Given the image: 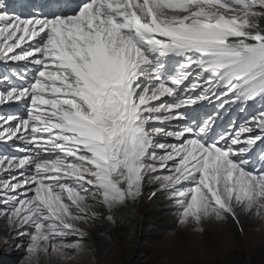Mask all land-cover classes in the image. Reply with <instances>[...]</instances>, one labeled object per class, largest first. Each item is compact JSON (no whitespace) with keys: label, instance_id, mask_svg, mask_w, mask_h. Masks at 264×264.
Returning <instances> with one entry per match:
<instances>
[{"label":"snow or ice","instance_id":"1","mask_svg":"<svg viewBox=\"0 0 264 264\" xmlns=\"http://www.w3.org/2000/svg\"><path fill=\"white\" fill-rule=\"evenodd\" d=\"M50 4L22 18L0 0V62H25L0 75V106L26 109L0 114V142L19 153L0 154V218L27 259L78 254L84 226L101 210L114 222L146 181L192 233L264 221V164L245 159L264 143V110L218 138L214 114L181 111L264 104V0Z\"/></svg>","mask_w":264,"mask_h":264},{"label":"rangeland","instance_id":"2","mask_svg":"<svg viewBox=\"0 0 264 264\" xmlns=\"http://www.w3.org/2000/svg\"><path fill=\"white\" fill-rule=\"evenodd\" d=\"M4 153H15V149L0 142V154ZM148 187L150 193L158 191L157 185L146 181L135 203L112 213L114 222L105 218L109 214L107 210H101L100 219L84 226L88 236L82 247L88 256L87 264H264V221L241 213L239 239L234 235L230 218L222 223H205L202 233H192L177 223L172 203L158 218L149 217L155 200L149 199L150 193L145 194ZM161 197L164 203L169 202L165 193L162 192ZM163 220L174 226L171 231L168 228L162 231ZM104 223L108 224L105 231ZM98 236L106 237L102 247L95 245ZM6 237L9 243L6 250L0 251V264H20L18 245L21 240L0 218V244H5Z\"/></svg>","mask_w":264,"mask_h":264},{"label":"clouds","instance_id":"3","mask_svg":"<svg viewBox=\"0 0 264 264\" xmlns=\"http://www.w3.org/2000/svg\"><path fill=\"white\" fill-rule=\"evenodd\" d=\"M12 2H14V0ZM79 2L80 0H66V4H67L66 10L71 9L72 7L75 6V4ZM14 7L16 10L17 3H14ZM42 10L48 11L46 7H43ZM12 13L15 14V11L14 12L12 11ZM18 63H20L23 68L25 62L21 61L13 64L17 65ZM217 103L218 102L215 101H213L212 103H209L208 101H201L198 104L191 105L186 109H182L181 111H184L186 113V117L189 123H195L199 120L207 118V115L214 114L213 123L209 135L218 138L220 134L225 133L232 128L238 129L239 126L242 123H244L246 120H248L251 115L256 114L259 110H264V104H262L259 101L257 102L249 101L243 105L226 104L224 105L223 108L217 107ZM25 112L26 109L24 108L22 103H13L9 105L0 106V114L13 113L16 115H24ZM255 134H259V130H256ZM261 156H264V143L258 141L257 144L253 146V149L250 151V153L245 156V159L249 161L250 168L259 169L262 166V164H264V161L261 160ZM152 193H150L149 199L153 198ZM170 203L171 202L169 201L167 203V206ZM169 211H172V209L170 208ZM80 252H84L83 247Z\"/></svg>","mask_w":264,"mask_h":264},{"label":"bare ground","instance_id":"4","mask_svg":"<svg viewBox=\"0 0 264 264\" xmlns=\"http://www.w3.org/2000/svg\"><path fill=\"white\" fill-rule=\"evenodd\" d=\"M14 80L17 81L16 79ZM103 229L104 231L108 229L107 223L103 224ZM105 243H106L105 236L103 237L98 236L95 239V245L98 244V247H102ZM7 246H8L7 244H0V251L3 249L6 250ZM20 254H21L20 264H87L88 262L87 261L88 256H86L84 252H80L78 254L69 252L66 256H61L59 254H52V253H49L48 255L40 254L39 256L32 257L31 259H27L28 254L22 251L21 249H19L18 255ZM12 263H15V261H12Z\"/></svg>","mask_w":264,"mask_h":264},{"label":"trees","instance_id":"5","mask_svg":"<svg viewBox=\"0 0 264 264\" xmlns=\"http://www.w3.org/2000/svg\"><path fill=\"white\" fill-rule=\"evenodd\" d=\"M148 193H150L149 187L145 191V194H148ZM155 193H156L155 195H153V193H152V197L155 201H154V204H152V206H150V210L148 213L149 217L152 219L158 218V215L160 213H166L165 210L167 209V203H168V202L167 203L163 202V199L161 197V192L156 191ZM231 226L233 228L234 235L238 238L239 237V234H238L239 228H238L237 223L235 221H233L232 219H231ZM161 227H162L161 228L162 231L165 230L166 228H168V230L171 231L174 226L169 221L163 220L161 222ZM188 264H193V263H188Z\"/></svg>","mask_w":264,"mask_h":264}]
</instances>
